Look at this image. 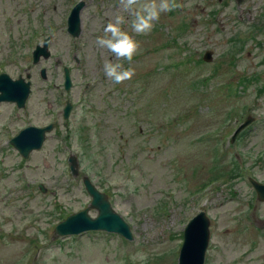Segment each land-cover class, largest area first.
<instances>
[{
	"label": "rangeland",
	"instance_id": "obj_1",
	"mask_svg": "<svg viewBox=\"0 0 264 264\" xmlns=\"http://www.w3.org/2000/svg\"><path fill=\"white\" fill-rule=\"evenodd\" d=\"M78 1L0 0V72L17 79L32 67L26 108L0 104V264H178L185 228L202 211L211 236L205 264H264V202L248 180L264 183V0H177L183 7L162 14L149 34H133L140 49L121 63L135 75L120 84L103 74L116 61L96 43L119 0H84L76 39L67 18ZM48 37L42 77L32 53ZM207 52L212 61L203 62ZM64 67L74 100L83 80L104 78L94 107L67 126L59 120ZM248 116L255 121L231 144ZM54 120L57 130L30 158L10 145L24 127ZM78 127L86 149L66 138ZM85 176L130 225L132 241L101 231L53 238L66 216L91 204ZM138 252L147 260H133Z\"/></svg>",
	"mask_w": 264,
	"mask_h": 264
},
{
	"label": "water",
	"instance_id": "obj_2",
	"mask_svg": "<svg viewBox=\"0 0 264 264\" xmlns=\"http://www.w3.org/2000/svg\"><path fill=\"white\" fill-rule=\"evenodd\" d=\"M85 3H79L72 11L68 20V31L74 37H79L82 32L81 11ZM50 42V40H49ZM48 41L45 42L44 47H38L35 52V62L44 56L48 58ZM207 61H212V54L209 52L206 56ZM45 77V70L42 71ZM30 82L26 83L23 79L12 81L6 74L0 76V102L11 101L16 102L19 108L25 107L26 100L30 95ZM71 87V80L69 71L66 70V88ZM69 107L66 109V116L68 115ZM253 120L249 119L236 132L235 138L239 133L246 128ZM52 128H34L30 127L23 130L17 137H15L11 144L19 151L21 156L29 158L34 150H40L46 139V133ZM71 169L74 174H78L77 160L73 158ZM257 194L258 199L264 202V185L251 180ZM86 187L93 198L91 208L98 211L96 218H91L88 214L89 209L71 216L68 220L62 222L56 227V238L60 236L79 234L81 232L96 230L106 231L110 233L119 234L129 240H133V234L130 226L125 220L116 213L111 207L110 202L105 194L100 193L92 184L90 180L86 179ZM41 190L45 192V188L41 185ZM210 221L205 212L200 213L194 218L187 229L185 230L184 242L180 251L179 264H205L206 252L210 242Z\"/></svg>",
	"mask_w": 264,
	"mask_h": 264
},
{
	"label": "clouds",
	"instance_id": "obj_3",
	"mask_svg": "<svg viewBox=\"0 0 264 264\" xmlns=\"http://www.w3.org/2000/svg\"><path fill=\"white\" fill-rule=\"evenodd\" d=\"M121 10L118 11L104 28V35L98 37L96 43L106 49L116 62L104 63L105 75L114 83L120 84L135 75L131 67L125 68L121 61L131 62L140 49V42L135 35H147L159 21L162 14L183 7L177 0H119ZM124 13L131 17V33L124 29L128 23ZM133 260H147V254L138 252Z\"/></svg>",
	"mask_w": 264,
	"mask_h": 264
},
{
	"label": "flooded vegetation",
	"instance_id": "obj_4",
	"mask_svg": "<svg viewBox=\"0 0 264 264\" xmlns=\"http://www.w3.org/2000/svg\"><path fill=\"white\" fill-rule=\"evenodd\" d=\"M86 2V1H85ZM75 5H73V7H74ZM86 6H87V2H86ZM86 6H85V8H86ZM72 7V8H73ZM78 48V46L77 45H75V49H77ZM76 56V54L74 55V60H75V62H76V65L78 66V67H80L81 66V63H82V61H81V59H79L77 56ZM50 59V57H48V58H46L45 60H49ZM60 63H58L57 65H59ZM67 67H64V72H65V69H66ZM69 69V68H68ZM99 69V68H98ZM70 70V69H69ZM70 72H71V70H70ZM103 74H105V72L103 73ZM20 76H22V75H20ZM19 76V77H20ZM71 76H72V72H71ZM72 82H73V87H72V89L69 91V92H66V91H62L61 92V94H60V96L61 97H63V100H61V102H62V105H61V108L62 109H60V117H59V120H60V118L64 121V125L65 126H67L68 125V123H69V120H70V118H72L73 116H74V114L76 113V111H79L80 109L82 110V108H83V110H85L86 108H84V107H94V101H93V97L95 96H98L96 93H94L96 90H99V87H100V85H102L103 84V82H104V78H99V77H96V76H93V78H91V79H86V80H83V82H82V85H81V87H82V90H81V94H80V96L76 99V100H74V99H72V96H71V94H72V91L74 90V88L76 87V85H75V81H73L72 80ZM62 88H64V80H63V82H62ZM69 103H71L72 104V110L70 111V117L69 118H65V114H64V109H65V107L69 104ZM51 124H53L54 125V129L55 130H57V125L59 124V122H58V120H55L54 122H52V121H49L47 124H40L38 127H40V128H43V127H47V126H49V125H51ZM73 126V125H72ZM78 131H79V133L77 134V133H74V129H73V131L72 132H67V140L69 141V140H71L72 139V137L73 136H75V141L74 142H77L78 144H80L81 145V147L82 148H85L86 149V147H85V143H84V141H83V138L80 136V133H81V131H82V129H81V127H78ZM70 130H71V128H70ZM69 130V131H70ZM66 133V132H65ZM84 183V182H83Z\"/></svg>",
	"mask_w": 264,
	"mask_h": 264
}]
</instances>
